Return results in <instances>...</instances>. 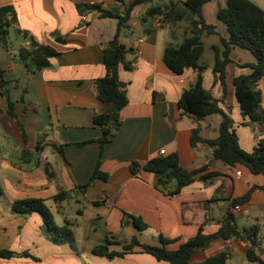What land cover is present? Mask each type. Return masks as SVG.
I'll return each mask as SVG.
<instances>
[{"label": "crops", "instance_id": "1", "mask_svg": "<svg viewBox=\"0 0 264 264\" xmlns=\"http://www.w3.org/2000/svg\"><path fill=\"white\" fill-rule=\"evenodd\" d=\"M129 1L0 0V70L16 115L15 119L8 115L0 90V250L27 252L36 259H0V264H168L142 253L106 259L92 256L91 250L107 237L126 244L136 238L140 243L160 246L159 236L170 241L164 246L167 250H176L200 230L204 235L217 233L228 214L234 216L240 232L248 229L238 228V218L247 219L252 213L264 215V175H254L244 165L213 162L206 144L192 145L193 130H198L202 139H215L221 117L214 114L195 123L178 108L197 71L188 69L177 76L164 63L166 46L179 43L181 38L176 35L178 41L172 40L170 27L160 16L145 17L156 0L136 6L119 30V43L132 50L127 56L131 69L119 70L128 102L121 112V127L100 147L101 128L93 124V118L106 114L108 107L97 99L93 84L105 74L102 49L117 35L118 20L81 12L80 6L97 5L124 17ZM250 1L264 10V0ZM225 4V0H210L202 7V16L218 36L227 39L225 26L216 18ZM82 15L87 16V22L79 25ZM23 33L59 52L47 68L36 70L30 59L20 57V50L27 47ZM238 49L232 48L229 54L225 96L212 63L206 64L202 84L229 115L241 149L251 152L264 135L256 136L250 120L242 115L233 80L248 75L251 70L245 65L255 60L251 55L252 62L232 61L240 53ZM257 89L264 109V79ZM84 142L88 144L77 146ZM161 150L165 151L163 156ZM172 154L186 171L204 169L202 174L217 176L207 182L195 179L169 196L174 183L159 189V175L142 169L132 174L130 170L133 163L142 167L152 159ZM98 162L108 179L94 180L82 193L78 187L89 181ZM252 188L257 189L248 200L237 204L243 213L234 214L232 201ZM61 191L70 196L56 203L53 198ZM27 199H41L49 210L50 203L54 204L60 217L58 224L53 216L55 224H71L73 249L50 241L37 213L12 212L13 202ZM92 202L101 204L94 206ZM66 205L78 207L70 219ZM124 214L140 218L147 229L137 230L130 220L124 224ZM258 242L264 254L259 238ZM248 247L235 238L214 240L196 252L191 263L227 252L226 264H253L246 259ZM109 250L119 252L121 247L114 245Z\"/></svg>", "mask_w": 264, "mask_h": 264}, {"label": "trees", "instance_id": "2", "mask_svg": "<svg viewBox=\"0 0 264 264\" xmlns=\"http://www.w3.org/2000/svg\"><path fill=\"white\" fill-rule=\"evenodd\" d=\"M122 2V0H117ZM210 0H158V2L148 8L145 17L160 16L162 23L170 27L172 40L176 38L177 29L182 28L181 41L174 44L169 43L163 54V61L167 68L177 76L185 70L193 69L197 71L194 83L183 91L177 105L178 108L195 123L203 121L206 117L217 114L221 117L218 127V136L213 140H205L198 136V130H193L191 143L196 142L206 144L212 152L213 162H219L227 166L237 164L244 165L254 174L264 175V137L257 141L251 152L244 151L238 144L237 136L233 131L232 121L225 113L212 94L204 89L202 84V74L207 69L203 62L204 42L203 37L218 36L215 28L207 25L202 16V7ZM225 7L218 9L217 20L222 23L227 31L228 38L220 36L217 44L211 45L213 52L212 70L226 94V71L231 60L229 54L232 48L236 47L248 51L254 58V63L245 65L251 72L248 75L235 77L233 87L236 100L241 113L248 117L251 123L258 125L260 133L264 135V109L261 107V94L257 89V84L264 79V10L260 9L250 0H225ZM152 2V0H131L125 4L126 15L119 17L110 11L102 10L97 5L80 6L81 12H96L100 18H115L118 20L117 35L108 42L102 49V64L105 70L103 77L94 81L93 87L97 99L108 107L106 114L96 115L93 124L101 128V136L98 143L102 148L115 136L122 125L121 112L126 106L128 99L126 94V84L119 79V70L125 68L130 70L131 66L127 62V56L131 54V49H126L118 41V33L123 24L128 21L131 11L138 5ZM161 2V3H159ZM2 26H0L1 28ZM23 38L27 42V47L20 50V57L23 60L30 59L36 70H42L49 66L50 59L59 55L53 48L39 44L32 36L23 33ZM61 42L60 39H57ZM6 81L3 72L0 70V90L1 96L6 101L8 115L15 119L13 104L8 96ZM88 142L79 143L82 147ZM97 163L89 181L79 186L78 190L84 193L86 189L98 179L106 181L108 176L99 170ZM139 169L159 175L157 188L165 189L167 185L174 183V189L168 191L169 196H174L179 191L191 184L195 179L207 182L215 178L216 174H202L204 169L186 171L179 166L178 157L172 154L165 157H158L150 160L142 167L133 163L130 167L132 174H136ZM257 188H252L244 197L232 201L231 205L243 203L248 200L251 192ZM69 192L61 191L53 199L56 203H61L68 199ZM101 202H92V205H100ZM12 212L19 214L37 213L43 221V230L46 237L54 244H68L72 249L75 246V238L71 231V224L65 222L62 226H57L54 218L45 202L41 199H27L13 202ZM130 220L132 225L139 231L147 229L146 224L138 217L124 214V224ZM235 238L248 244L246 259L253 264H264L261 258L263 250L260 248L256 228L238 231L235 225V218L228 214L221 228L213 235H204L200 230L198 234L182 243L176 250H167L164 246L170 241L159 236L160 246L140 243L133 238L129 243L116 242L109 237L105 242L96 245L91 250V255L106 259L122 258L126 254L142 253L153 257L158 262L168 264H192V256L201 250L206 249L214 240H228ZM119 245L121 251H110L109 248ZM14 258H30L27 252L17 253L9 250H0V259L10 260ZM228 253L221 252L198 264H226Z\"/></svg>", "mask_w": 264, "mask_h": 264}, {"label": "rangeland", "instance_id": "3", "mask_svg": "<svg viewBox=\"0 0 264 264\" xmlns=\"http://www.w3.org/2000/svg\"><path fill=\"white\" fill-rule=\"evenodd\" d=\"M157 2H158V0L155 1V4ZM177 30H178L177 36L182 38L183 29L179 28ZM203 42H204V47H205L203 61L205 64L210 65L212 63V65H213V52H212L210 46L217 44L219 42V37L215 36V35L209 36L207 38L203 37ZM237 52H240V53H237L233 57L232 61L240 60V61L248 62V61L253 60L251 57V54L248 51L238 49ZM250 124L252 125V127L251 126L250 127L256 136H258L259 134H262V133H260V130H259L257 124H255V123H250ZM65 209H66L67 217L70 219L73 215H75V212L77 211L78 207H71V206L66 205ZM50 212L53 214V216H55L56 222L58 224H60V217L57 216L53 203H50ZM236 223H237V226L240 230L243 228H246L248 230L252 227L256 228L257 237L259 238V240L261 242V246L264 249V215L262 213H260V214L259 213H256V214L252 213L250 215V217H248L247 219L238 218L236 220ZM261 258L264 259V254L262 255Z\"/></svg>", "mask_w": 264, "mask_h": 264}, {"label": "built area", "instance_id": "4", "mask_svg": "<svg viewBox=\"0 0 264 264\" xmlns=\"http://www.w3.org/2000/svg\"><path fill=\"white\" fill-rule=\"evenodd\" d=\"M86 22H87V16L82 15V16L80 17V23H79V25H81V24H83V23H86ZM76 27H77V26H76ZM159 154H160V156H163V155L165 154V151H164V150H161V151L159 152ZM232 212H233L234 214H236V215H239V214L243 213V208H242V206H240V205H235V206H233V208H232Z\"/></svg>", "mask_w": 264, "mask_h": 264}]
</instances>
